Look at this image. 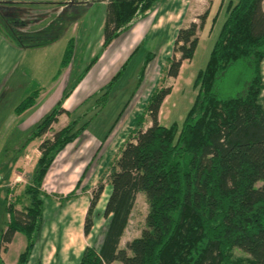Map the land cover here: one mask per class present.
I'll return each instance as SVG.
<instances>
[{
	"label": "trees",
	"instance_id": "16d2710c",
	"mask_svg": "<svg viewBox=\"0 0 264 264\" xmlns=\"http://www.w3.org/2000/svg\"><path fill=\"white\" fill-rule=\"evenodd\" d=\"M158 3L106 0L101 47ZM207 13L204 9L197 16L198 22L190 21L177 29L165 77L175 78L181 63L193 57L197 30ZM0 34L8 40L12 37L1 16ZM72 55L69 39L54 76L68 65ZM152 55L145 56L139 76ZM96 59L97 55L92 56L67 83L60 100L29 129L23 147L40 138L59 114L69 115L61 102ZM263 60L264 0L228 2L207 59L192 80L195 94L181 122L163 125L158 121L169 85H160L148 95L143 113L103 173L109 191L102 208L105 230L100 243L96 247L85 245L74 264H241L243 260L232 255L233 247L247 254L246 264H264ZM125 63L86 99L96 96L94 106L102 107ZM38 92L31 91L13 105V110L20 113L31 106ZM144 115L149 123L146 127ZM80 119L71 118L38 143L33 172L23 186L28 205L16 209V198L4 199L8 219L0 228V246L5 249L14 233L25 239L14 264H27L42 223V179L57 153L87 128L90 117L77 126ZM103 188L99 180L90 192L82 221L85 236L93 225L91 213ZM138 192L147 201L145 227L119 247ZM0 264H4L1 258Z\"/></svg>",
	"mask_w": 264,
	"mask_h": 264
},
{
	"label": "rangeland",
	"instance_id": "374dc122",
	"mask_svg": "<svg viewBox=\"0 0 264 264\" xmlns=\"http://www.w3.org/2000/svg\"><path fill=\"white\" fill-rule=\"evenodd\" d=\"M177 1L180 2L178 14L184 13L185 25L190 22L189 19L198 22L197 16L202 13L204 9L209 10V18L204 25L197 30V36L201 41L197 42L198 45L193 57L191 60L181 63L175 78L164 76L165 58H163L162 55H170V48L163 49L160 46L162 42L154 40L153 36L148 38V33L146 32L137 33L133 39L129 38L127 40L130 44L122 49L120 55L115 59V64L103 71V75L100 79L93 80V75H85L86 78L84 77L82 83L84 91L80 93L83 94V96L79 94L78 96L80 97L77 98L74 97L76 96L74 95L67 103V106L73 107L75 101L80 99L82 101L80 106L71 111L69 115L64 113L63 115L59 114V119L51 123L50 128L40 138L33 140V150L29 151L30 154L23 159L25 164L22 166L20 165L21 161L16 162V159L19 158L18 153L25 147H23V142L28 135L27 132L43 114L49 111L56 102L60 100L61 95L53 105L49 108L46 107V111L26 129H6V125L3 124L1 120L6 116L7 112L3 111V106L2 110V107H0V176L6 178L11 172L24 170L18 177V182H20L21 185L24 183L21 187H0V228L4 225L5 214H7L4 210V205L6 203L4 201L5 197L9 201H13L14 196H19L23 205H28L29 203L27 197L23 196V186L27 184L29 176L33 172V169L32 171H30V169L32 166L34 168L36 159L35 154L37 155V152H39L38 148L35 146L36 141H41L45 137H50L52 132L64 126L68 120L73 117L79 116L81 118L77 126L90 117L87 128L84 129L76 139L64 146L68 152V158L64 159L67 161L64 165H60V169L63 171L54 172V175H48V177L45 174L42 179L41 189L44 192L40 193V198L43 201L42 223L39 229L40 231L38 232V240H36L35 246H33L34 250L31 251L32 255L30 253L27 264H40V262L41 264H72L78 261L75 260L74 257L67 258L69 260L68 262L62 261L63 258L60 257L59 250L57 254H52V248L57 244L64 245L65 239H75L79 236V230L88 204L90 192L96 187L97 182L101 180L104 184V188L91 213L93 225L90 229V233L86 237H79L78 241L80 242L73 240L72 247H69V249L74 248V253H77L80 248L85 245H93L95 247L99 245L105 230L102 208L109 191V186L106 183L103 173L106 171L113 157L118 153L128 134H130L137 117L143 113L147 97L154 88L160 85L170 86V92L164 98L158 114V121L163 125H168L171 121L180 123L184 113L192 103L195 94V89L192 87L194 75L198 69L203 67L207 59L209 52L208 47L214 39L221 21L224 19L228 2L234 3L236 0ZM163 6L166 5L162 4V8H164ZM76 7H80V4H77ZM171 8L172 6L170 9ZM182 8L184 10H182ZM96 11L97 7L93 4L92 14H89L87 18L88 20L91 18V37L95 35L94 25ZM168 12H170V10L166 13ZM170 18H173V16ZM86 25L89 26V23ZM94 40L95 38H93V46L89 50L84 48V42L78 43L77 52L73 49L75 53L74 56L72 55L70 62L73 63L72 68L75 74H77L83 65L87 63V60L90 59H86V54L90 55L93 53V56L96 54L98 57L102 51V47L101 50H95ZM80 44L82 45L79 46ZM133 45H135L133 47L134 49L132 48L133 50H131L130 48ZM147 53H152L153 55L146 63L143 75L139 76V70L144 63ZM126 55H128L127 59H125ZM125 61V67L113 83L106 103L102 107L94 106L93 100L96 96H92L88 100L86 97L91 94L94 95L97 89L107 82ZM261 77L263 83L261 102L263 103L264 60L261 62ZM138 79L139 84H137ZM8 84H10V82H2L0 84V89L6 91ZM66 85L65 83L63 89ZM86 85L88 86L86 87ZM2 96L0 97V103L5 104V99L2 98ZM148 124L147 117L144 115L143 126L146 127ZM56 156L52 162H54L56 158L60 160L61 156ZM51 164L53 165V163ZM79 178L80 180L77 184L76 182ZM0 184H3L1 180ZM6 189L9 190L8 195L5 194ZM146 212V198L143 193L138 192L135 194L127 224L119 240V247H124L126 241L140 234V231L145 227L144 219ZM17 235L21 240H18V237L15 238L11 244L9 242V245H3L5 249L0 246V258L4 264H14L18 253L24 246L25 242L23 235L20 233H17ZM61 250L63 251L65 249L61 247L60 251ZM232 255L242 259L243 262L241 264H246L244 258L247 257V254L239 248L233 247ZM111 264L121 263L115 261Z\"/></svg>",
	"mask_w": 264,
	"mask_h": 264
},
{
	"label": "crops",
	"instance_id": "0c3cea01",
	"mask_svg": "<svg viewBox=\"0 0 264 264\" xmlns=\"http://www.w3.org/2000/svg\"><path fill=\"white\" fill-rule=\"evenodd\" d=\"M176 1L177 0H159L158 5L149 14L141 19H138L126 31L115 37L108 45L102 47L103 49L97 59L78 81L71 94H69V96L61 102V106L69 113L78 108L82 103L80 99L75 101L73 107L67 106V103L74 95H76L74 97L79 98L80 96L78 95L84 91L82 83L85 75H93V80L100 79L103 75V71L114 65L115 59L118 55H120L122 49L126 45L130 44L127 40L129 38L133 39L137 33H148V38L153 36L154 40L162 42L160 46L163 49L170 48L171 51L172 42L177 29L185 25V15L184 13L178 14L180 2ZM105 3L106 0H0V16L12 36L10 37L11 39L8 40L0 34V84L2 82H10L6 91H2L0 89V97L3 94L2 98L5 99V104L3 103V105L0 103V107L3 106L4 109L2 107L1 110L3 109V111L7 112L6 116H4L1 121L6 125V129H26L30 127L31 124L34 123L35 120H37L42 113H44V111H46V107L49 108L57 101L62 93L65 83L67 84L68 82L74 80L76 74L75 71H73L72 62H69V64L64 67L57 76H54L64 47L69 39L72 40L73 49H75L76 52L79 42H84V48L89 50L93 46V38H95V50H101ZM77 4H80V7L77 8ZM93 4L96 5L97 11L94 25L95 35L94 37H91V18L89 20L87 18L89 17V14H92ZM162 4L166 6H163L164 8H162ZM171 6L172 8L170 9ZM166 10H170V12L166 13ZM182 10L184 9L182 8ZM171 16H173V18H170ZM208 16L209 14L207 13L204 23L209 18ZM189 21H193V19H189ZM87 23H89V26L86 25ZM199 41L201 40L198 38V42ZM213 41L214 39L211 41L208 50L210 49ZM81 45L82 44L79 46ZM134 46L135 45H133L130 49L133 50ZM74 53L75 52L73 51V56ZM92 56L93 53L90 55L86 54V59H89ZM169 56L170 55L166 54L162 55V57L165 58V65L166 59ZM127 57L128 55H126L125 59H127ZM87 86L88 85H86V87ZM36 89H38L39 92L33 105L20 113H16L13 110V105ZM80 95L83 96V94ZM61 114L63 115V113ZM59 117L60 116L57 117V120ZM39 142L40 140L36 141V147ZM33 144L34 142L32 140L18 153L19 158L16 159V162L21 161V166L25 164L23 159L30 154L29 151L33 150ZM58 153L57 156H61L60 160L59 158H56L54 162H52L53 165L51 164L45 173L47 177L48 175H54V172H59L60 170L63 171L60 169V165H64L67 162L64 159L68 158V152L65 148H63ZM35 156L37 158L38 154H35ZM32 169H34L33 166L30 171H32ZM21 172L23 173L24 170L11 172L6 178L0 176V180L3 183L0 184V187H21L24 184L23 183L21 185V183L18 182V177ZM40 191H42L41 187ZM15 198L16 203L14 204V207L18 209L23 204L16 196H14V199ZM7 219L8 215L5 214L4 223ZM84 236L85 235L82 233L81 223L79 236L75 239H65V244L63 243L64 245H55L52 248V254H57L59 250V255L63 258L62 261L68 262L69 260L67 258L69 257H74L75 260H78L84 246L80 248L77 253H74V248L69 249V247H72L73 240L78 241L79 237ZM17 237V233H14L10 244ZM18 238V240H21L20 237ZM36 240H38V235ZM61 247L65 250L60 251ZM32 250H34V247Z\"/></svg>",
	"mask_w": 264,
	"mask_h": 264
}]
</instances>
